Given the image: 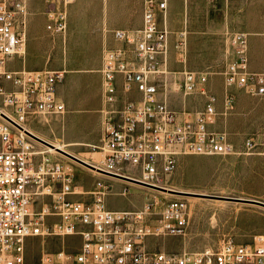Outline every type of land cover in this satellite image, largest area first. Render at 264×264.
Returning a JSON list of instances; mask_svg holds the SVG:
<instances>
[{"label":"built area","instance_id":"1","mask_svg":"<svg viewBox=\"0 0 264 264\" xmlns=\"http://www.w3.org/2000/svg\"><path fill=\"white\" fill-rule=\"evenodd\" d=\"M26 1L0 0V105L15 118L0 110V264H264L262 234L251 243L227 238L217 247L196 251L150 252L143 246L147 236L183 235L188 225L187 196L170 192L161 184L173 172L176 157L235 152L227 132L210 127L217 109L207 86L208 73L185 66L181 70L177 85L181 93H198L205 99L203 108L192 116L184 108L185 116L178 120L166 94L159 91L167 72L168 32L158 22V16L165 19L166 14L158 12L166 11L168 1L143 0L141 26L114 29L112 34L119 44L104 51L100 72L105 106L96 146L101 157L88 162L93 169L83 165L98 176L89 200L71 198L80 193L74 166L50 159L18 123L30 115L65 110L56 94L65 70L13 69L8 65L25 53ZM44 1L50 5L45 11L47 28L64 33L67 7L74 0ZM227 42L229 50L222 70L225 114L234 106L233 89L264 101V71L248 68L247 33L230 31ZM185 47L186 34L179 31L176 48L180 61H184ZM118 74L123 91L134 87L140 96L114 108ZM244 146L245 153L259 155L264 166V119L257 140L247 138ZM111 179L173 197L153 196L134 210L112 209L105 201ZM126 191L124 188L122 194ZM46 236H78L80 244L74 251H42L37 261L28 259L27 239Z\"/></svg>","mask_w":264,"mask_h":264},{"label":"rangeland","instance_id":"2","mask_svg":"<svg viewBox=\"0 0 264 264\" xmlns=\"http://www.w3.org/2000/svg\"><path fill=\"white\" fill-rule=\"evenodd\" d=\"M110 7L109 0H101L99 4L92 3V9L97 5ZM126 14H109L112 19H124L126 22L138 17L141 10V0H129ZM166 11L158 14H166V18L158 16L160 27H166L168 37V52L166 58V75L159 84L161 94H166L167 103L176 112L177 119L185 116L183 109L192 116L204 106V97L193 93L183 95L177 88L181 81L183 66L197 72L208 73L207 86L211 89L216 99L217 115L212 129L225 130L234 144V153L231 154H181L176 157L173 172L161 180V184L169 185L177 190L201 193L198 199L187 198L189 203V222L185 233L178 236L159 235L147 236L143 239V246L150 252L166 251L180 252L181 250L196 251L206 246L217 247L223 239H232L238 243H251L256 235H264V207L244 203L240 201L224 200L205 196L224 195L243 198H252L264 201V166L261 157L255 153H245L244 141L247 138L257 140L264 119V108L251 100H244L246 94L241 89H233L234 106L228 113L223 109V76L224 56L223 42L213 37H200L194 33L193 14H264V0H167ZM76 1L70 3L68 8ZM50 5L44 0L26 1V37L32 25L38 29L40 37L48 43V35L52 36V60L61 58V69L65 70L64 81L70 74H88L79 83L81 95L91 98V106H95L100 96V74L103 52L107 48L119 44L112 36L114 28L96 27V19L84 22L83 36L82 23L77 14H73L75 33L70 28V14H66V28L64 33L54 32L47 28V15L45 11ZM67 8V9H68ZM247 12V13H246ZM211 16V19L214 17ZM78 18V19H77ZM210 29L206 24V29ZM186 30V47L184 61H180V54L176 48L178 32ZM241 30L238 28L230 31ZM79 33V34H78ZM78 34V35H77ZM77 36V38H75ZM224 37V36H222ZM74 39L76 41L74 42ZM222 45V50H221ZM45 49V48H44ZM44 49L39 50L35 58L38 61L44 54ZM74 56L78 60L84 58V64L70 68L65 64L67 59ZM181 55V56H183ZM30 64V61L28 62ZM98 64H100L98 66ZM10 67H19L21 60L14 59L8 63ZM101 78V77H100ZM214 80L218 88L215 89ZM116 88H120V79L115 78ZM115 104V103H114ZM120 104V103H119ZM119 104L113 105L118 108ZM91 106L83 108L84 117L89 116L83 130L79 127L75 132L84 137V140H70L64 131V113L52 114V120H47L41 115H30L23 123L36 132L40 138L48 142L64 143L74 154L83 158H91V153L98 151L100 132H98L97 120L91 110ZM1 107V105H0ZM2 108V107H1ZM4 109V108H3ZM6 110V109H5ZM11 114V113H10ZM12 115V114H11ZM13 116V115H12ZM14 117V116H13ZM83 132H82V131ZM37 148L46 151L50 159H59L74 166L75 181L79 186V194L72 195L76 200H89L90 191L98 178L97 174L76 163L72 158L58 151L50 152L46 146L35 139ZM76 141L78 145L66 144ZM39 142V143H38ZM60 153V154H59ZM100 158V157H99ZM98 159V158H97ZM132 171L131 168L127 169ZM111 187L105 197L106 204L112 209L134 210L140 208L143 203L159 196L169 199L173 196L166 193H158L137 184L127 181L111 179ZM127 188L125 194L122 190ZM204 194V195H203ZM185 195L187 194H179ZM191 195V194H190ZM193 195V194H192ZM159 210V207H156ZM80 244L78 236L66 237H31L26 241V254L28 259L37 261L42 251H57L65 249L74 251Z\"/></svg>","mask_w":264,"mask_h":264},{"label":"crops","instance_id":"3","mask_svg":"<svg viewBox=\"0 0 264 264\" xmlns=\"http://www.w3.org/2000/svg\"><path fill=\"white\" fill-rule=\"evenodd\" d=\"M76 1L72 4L67 12L70 14V28L71 31L75 33V27L73 25L74 20L72 19L73 14H77V17L81 19V33L83 36V28L85 26V21H89L90 19H96L97 25L96 27H108V28H121L126 30L137 29L141 26L142 14L141 10L138 13V17L132 20V22H126L122 19H112L109 14H126L128 11L129 0H109L110 7L106 9L105 2L103 1V5H97L96 9H92V3L96 2L99 4L101 0H74ZM73 1V2H74ZM143 6V0H141ZM143 10V7H142ZM247 13V12H246ZM193 28L194 33L199 35L200 37H213L215 40L223 42V56H224V65L227 57V51L229 50L228 42H227V33L230 32V29H241V31H245L247 33V55H248V68L252 71H264V14H206L208 18H204V14H193ZM211 16L214 19H211ZM77 18V19H78ZM35 19H33V22ZM32 25L28 31V35L26 37L25 43V53L21 60V65L19 67H11L13 69L24 68L26 70H57L61 69V58L57 57L55 60H52V36L48 35V43H46L45 39L40 37L38 29L35 25ZM206 24H209L210 29H206ZM113 29V30H114ZM112 30V32H113ZM79 34V33H78ZM77 34V35H78ZM113 36V34H112ZM224 36V37H222ZM77 38V36L75 37ZM114 38V37H113ZM115 40V39H114ZM76 39H74V42ZM116 41V40H115ZM117 42V41H116ZM221 45V50H222ZM45 48V49H44ZM44 49V54L42 58L36 62L35 58L39 54V50ZM106 50V49H105ZM104 50V51H105ZM104 54V52H103ZM14 59L19 60V57H14ZM84 58L78 60L73 55L65 61V64L74 68L75 66L84 64ZM30 61V64L28 63ZM103 62V59H102ZM100 64H98L99 66ZM223 65V68H224ZM102 66V63L101 65ZM101 69V68H100ZM101 74V72H100ZM88 74H70L64 81L59 82L56 85V94L58 98L64 102L65 110H64V131L66 136L70 140L81 141L84 140V137L78 135L76 131L79 130L80 127L82 130L87 122V117H84L82 110L86 106H91L92 99L89 97H85L81 95V91L79 88V83L81 80L86 77ZM120 79V88H116V98L117 101L115 104H119V107L123 101L127 99H138L140 96V92L137 91L134 87L130 92H124L122 89V76L120 74L117 75ZM101 77V78H100ZM101 79V91L99 99L96 105L91 106L88 110H91L95 119L97 120L98 132L101 135V127H102V112L101 110L105 106V102L103 99V86H102V76L98 74V81ZM208 82V81H207ZM215 84V89L218 88V83L216 80L213 81ZM211 90V89H210ZM212 92V91H211ZM244 100H251L261 105L264 108V101H262L258 97H246L242 95ZM114 104V105H115ZM39 115V114H38ZM44 116L47 120H52V114L41 115ZM81 130V131H82ZM83 132V131H82ZM101 137V136H100ZM100 140V139H99ZM76 141L69 142L66 144L70 145H78ZM71 198H73L71 196Z\"/></svg>","mask_w":264,"mask_h":264},{"label":"water","instance_id":"4","mask_svg":"<svg viewBox=\"0 0 264 264\" xmlns=\"http://www.w3.org/2000/svg\"><path fill=\"white\" fill-rule=\"evenodd\" d=\"M1 116L3 118H5L7 121H9L10 123H12L14 126L20 128V129H23L19 124H17L16 122H14L10 118H8L6 115H4V114L1 113ZM23 130L31 138H33L35 140H38V141H40V142H42V143H44L46 145L52 146V144L50 142H48V141H46V140H44V139H42V138L34 135L33 133L29 132L26 129H23ZM56 149H57V151L65 154L66 156L72 158L73 160L79 162L80 164H82V165H84V166H86V167H88L90 169H93V167L89 163L83 161L82 159H80V158H78V157H76V156H74V155H72V154H70V153H68V152H66L64 150H61L59 148H56ZM169 191L170 192H173V193H179V194H189V193H186L184 191L181 192L179 190H173V189H169ZM205 196L214 197V198H220V199H224V200H231V201H240V202H244V203H251V204H255V205H259V206L264 207V201L257 200V199H252V198H243V197H234V196H224V195H208V194H205Z\"/></svg>","mask_w":264,"mask_h":264},{"label":"bare ground","instance_id":"5","mask_svg":"<svg viewBox=\"0 0 264 264\" xmlns=\"http://www.w3.org/2000/svg\"><path fill=\"white\" fill-rule=\"evenodd\" d=\"M183 32H184V34H186V30H183ZM0 110L3 112V113H5V114H7V115H9V116H11L12 118H14L8 111H6L5 109H3V108H0ZM15 119V118H14ZM181 119V115H179V120ZM18 123L24 128V129H26V130H28L29 132H31V133H33L34 135H36V136H38V137H40L36 132H34L32 129H30L29 127H27L23 122H20V121H18ZM23 131V130H22ZM38 141V140H37ZM40 142V141H39ZM38 142V143H39ZM51 144H52V146H49V145H46V144H44L45 146H46V148H47V150L48 151H50V152H54V153H58V151H57V149L56 148H59V149H61V150H64V151H66V152H68V153H70V154H72V155H74V156H76V157H78V158H80V159H82L83 161H85V162H91V160L92 159H97V158H99V157H101V154L98 152V151H95V152H93V153H91V158L90 159H88V158H83V157H81V156H78V155H76V154H74L73 152H71L68 148H66L65 147V144L64 143H60V142H50ZM60 154V153H59ZM166 188H168V189H173V190H177L176 188H174V187H172V186H169V185H166L165 186ZM179 191H183V190H179ZM184 192H186V193H189V194H187L188 196H187V198H193V199H198L199 197L198 196H196V195H198V194H201V193H196V192H191V191H184ZM191 194V195H190ZM193 194V195H192Z\"/></svg>","mask_w":264,"mask_h":264}]
</instances>
